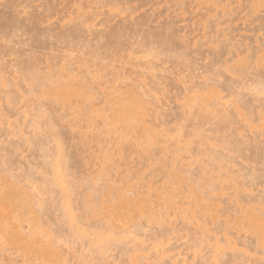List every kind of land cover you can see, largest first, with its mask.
<instances>
[{"label":"rangeland","instance_id":"1","mask_svg":"<svg viewBox=\"0 0 264 264\" xmlns=\"http://www.w3.org/2000/svg\"><path fill=\"white\" fill-rule=\"evenodd\" d=\"M0 264H264V0H0Z\"/></svg>","mask_w":264,"mask_h":264}]
</instances>
